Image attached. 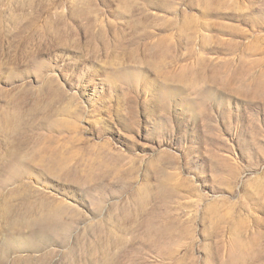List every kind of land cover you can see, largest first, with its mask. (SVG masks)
<instances>
[{
  "label": "rangeland",
  "instance_id": "rangeland-1",
  "mask_svg": "<svg viewBox=\"0 0 264 264\" xmlns=\"http://www.w3.org/2000/svg\"><path fill=\"white\" fill-rule=\"evenodd\" d=\"M0 264H264V0H0Z\"/></svg>",
  "mask_w": 264,
  "mask_h": 264
}]
</instances>
